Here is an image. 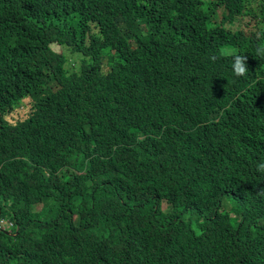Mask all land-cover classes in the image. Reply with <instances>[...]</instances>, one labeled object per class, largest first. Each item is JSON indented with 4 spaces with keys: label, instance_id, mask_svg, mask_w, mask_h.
<instances>
[{
    "label": "trees",
    "instance_id": "16d2710c",
    "mask_svg": "<svg viewBox=\"0 0 264 264\" xmlns=\"http://www.w3.org/2000/svg\"><path fill=\"white\" fill-rule=\"evenodd\" d=\"M262 21L264 0H0V264H264Z\"/></svg>",
    "mask_w": 264,
    "mask_h": 264
},
{
    "label": "clouds",
    "instance_id": "9594fccd",
    "mask_svg": "<svg viewBox=\"0 0 264 264\" xmlns=\"http://www.w3.org/2000/svg\"><path fill=\"white\" fill-rule=\"evenodd\" d=\"M55 44H57V45H54V43L52 44V45H54V48L56 47V46H59V48H55V51H60L62 48H65V49H67V50H69L70 48L68 47V46H65V45H58V44H60V43H58V42H55ZM66 52V51H65ZM246 57H241V56H236L235 57V63H234V65H233V67H234V69H235V72H236V74H238V75H244L245 73H246V71H247V68H246ZM71 60H74L73 58H71ZM76 61H79V60H77V59H75V63H76ZM72 65H74L73 63H71ZM68 64L66 63V66H67ZM75 65H78V63H76ZM74 65V66H75ZM29 66L31 67V66H34V63H29ZM15 77H17V74L15 73V75H14ZM25 104V103H24ZM23 105V104H22ZM39 166V165H38ZM37 166V167H38ZM0 223H1V228L3 229V230H5V229H7V230H9L10 232H12V230H13V228H11V226H13L14 224H15V222L14 221H11V220H9V219H7V218H1L0 219Z\"/></svg>",
    "mask_w": 264,
    "mask_h": 264
},
{
    "label": "rangeland",
    "instance_id": "374dc122",
    "mask_svg": "<svg viewBox=\"0 0 264 264\" xmlns=\"http://www.w3.org/2000/svg\"><path fill=\"white\" fill-rule=\"evenodd\" d=\"M261 28H264V21H262V23L260 24V29H261ZM54 45H57V44L54 43ZM55 48H59V46H56ZM60 51H61V52L66 51V52L69 54V50H67V49H65V48H62ZM72 58L75 60V59H77V56L74 55V56H72ZM76 63H79V61H76ZM25 106H26L25 104L21 105V106H20V107H21L20 110H24V109H25ZM43 206H44V205H42V204H36V205H33V210H34V211H40V210L43 208Z\"/></svg>",
    "mask_w": 264,
    "mask_h": 264
}]
</instances>
